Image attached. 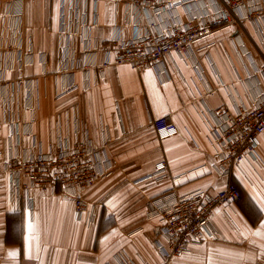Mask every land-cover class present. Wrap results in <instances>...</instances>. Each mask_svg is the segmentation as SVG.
<instances>
[{"label": "crops", "instance_id": "0c3cea01", "mask_svg": "<svg viewBox=\"0 0 264 264\" xmlns=\"http://www.w3.org/2000/svg\"><path fill=\"white\" fill-rule=\"evenodd\" d=\"M22 2L24 50L33 53V62L7 76L34 79L32 130L41 148L49 149L60 136L69 141L79 137L73 115L67 116L76 104L94 144L109 142L112 167L85 193L97 217L90 225L75 218L74 201L60 186L56 192L33 188L30 207L24 198L18 209L11 199L10 176L0 174V264H118L115 255L121 250L135 264H163L157 246L165 242L162 224L159 217L148 214L149 203L171 190L213 193L229 182L240 187L243 197L216 209L213 229L217 237H209L170 264H264V211L259 203L264 201V133L256 158L246 159L225 175L218 170V144L211 131L219 124L211 111L251 106L264 91V76L258 71L264 66V21H245L240 28L222 26L197 41L190 55L169 56L165 68L109 66L104 77L86 89L82 72L77 71L80 89L55 100L62 83L58 72L60 0ZM219 5L222 0H184L156 19L160 28L174 18L198 24ZM97 13L98 23L91 29L97 51L84 53L74 40L77 56L92 64L104 58L115 25L130 38L150 17L144 10L115 0H99ZM89 18L92 21L93 15ZM159 117L175 123L178 133L160 139L152 123ZM8 136L0 99V162L8 156ZM161 160L166 161L167 170L156 177L155 165ZM28 221L33 226L30 258L10 257V251L24 247Z\"/></svg>", "mask_w": 264, "mask_h": 264}, {"label": "built area", "instance_id": "2783aa9c", "mask_svg": "<svg viewBox=\"0 0 264 264\" xmlns=\"http://www.w3.org/2000/svg\"><path fill=\"white\" fill-rule=\"evenodd\" d=\"M98 1L60 0L58 72L62 83L55 91V100L80 89L77 71L82 72L86 89L103 78L104 70L109 66L127 65L133 70L165 68L169 56L174 53L190 55L197 41L222 26L237 25L240 28L245 21L254 24L264 21V0H227V6L223 2L218 9L205 14L202 23L174 18L160 28L156 16L177 7V0H115L138 11L144 10L150 17L146 24L138 25L136 35L130 38L115 25L103 50L104 58L100 63L92 64L77 56L74 40L82 45L84 53L97 51L91 29L98 23ZM183 1L178 0V5ZM22 4V0H8L3 4L0 1V99L3 118L9 127L8 156L0 162V174L10 176L11 199L18 209L24 198L30 207L29 193L33 188L56 192L60 186L61 192L74 201L75 218L90 225L97 217L95 205L85 198V193L100 178L107 176L112 167L107 154L109 142L105 141L101 146L94 144L87 124L81 123L77 115L78 105L73 104L67 116L73 115L79 137L69 141L60 136L49 149L41 148L32 130L36 119L34 79L24 75L7 76L9 71L23 69L33 62V53L24 50ZM258 30L263 35V27L259 26ZM42 61L45 63V57ZM258 71L264 76V66ZM211 114L219 121L211 128L218 144V170L231 175L246 159L256 158L264 133V91L251 106H237L233 111L224 108L211 111ZM152 123L160 139L178 133L177 125L166 117L154 118ZM27 139L31 140L30 144ZM155 169L153 175L162 177L167 170L166 161L156 163ZM242 197L240 187L229 182L225 188L213 193L199 189L188 193L171 190L154 198L149 203L148 214L159 217L162 224L165 242L159 241L157 246L163 264L184 256L209 237L216 238L213 229L216 209L239 202ZM115 258L118 264H135L125 250L116 253Z\"/></svg>", "mask_w": 264, "mask_h": 264}, {"label": "snow or ice", "instance_id": "6c2138e0", "mask_svg": "<svg viewBox=\"0 0 264 264\" xmlns=\"http://www.w3.org/2000/svg\"><path fill=\"white\" fill-rule=\"evenodd\" d=\"M227 6V0H222ZM177 6H178V0H177ZM127 7V6H126ZM168 7H172V5H168ZM175 54V53H174ZM151 71L147 73L148 76H151ZM260 209L261 211H264V201H260ZM25 230H26V235L23 236L24 239V247L18 250H13L8 253L10 257H17V256H25L28 255L30 258V240H31V232H32V224L30 221L26 222L25 224ZM259 235V233H257Z\"/></svg>", "mask_w": 264, "mask_h": 264}, {"label": "rangeland", "instance_id": "374dc122", "mask_svg": "<svg viewBox=\"0 0 264 264\" xmlns=\"http://www.w3.org/2000/svg\"><path fill=\"white\" fill-rule=\"evenodd\" d=\"M171 262V261H170ZM170 262H169V264H170Z\"/></svg>", "mask_w": 264, "mask_h": 264}]
</instances>
